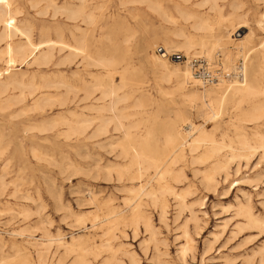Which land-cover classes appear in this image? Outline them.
Wrapping results in <instances>:
<instances>
[{
	"label": "rangeland",
	"instance_id": "obj_1",
	"mask_svg": "<svg viewBox=\"0 0 264 264\" xmlns=\"http://www.w3.org/2000/svg\"><path fill=\"white\" fill-rule=\"evenodd\" d=\"M0 19V264H264V0H0ZM201 22L224 37L211 60L180 47L211 35ZM155 55L205 86L217 81L207 61L245 59L258 93L231 91L209 119L201 93L213 86L165 75ZM177 131L188 142L166 165L175 194L138 196L156 183L137 154L166 162ZM243 138L249 163L213 173Z\"/></svg>",
	"mask_w": 264,
	"mask_h": 264
},
{
	"label": "bare ground",
	"instance_id": "obj_2",
	"mask_svg": "<svg viewBox=\"0 0 264 264\" xmlns=\"http://www.w3.org/2000/svg\"><path fill=\"white\" fill-rule=\"evenodd\" d=\"M85 1V0H82ZM204 2V1H203ZM209 2V1H208ZM156 3V1H155ZM88 7V6H87ZM84 5L82 6V9H84ZM160 8V7H159ZM182 11V10H181ZM4 14V13H3ZM2 14V15H3ZM191 14V13H190ZM193 15V14H192ZM2 18V17H1ZM88 18H92L91 15H88ZM205 19V18H204ZM207 19V18H206ZM216 19V18H215ZM214 19V20H215ZM221 19V18H220ZM1 20V19H0ZM221 22V21H220ZM8 23V22H7ZM243 21L238 23L239 26L237 27L238 30H241L242 28H247V26ZM263 23V22H262ZM235 26V25H234ZM199 28L202 29H208L210 30L211 35L207 36V35H203L201 36L199 39L195 40L193 38H187L185 40V42H183L184 44L182 46H180L181 48H183L186 51V54H189L191 52H194L195 50L199 49V51H195V55H199L198 59L200 58H206L207 60H211L213 59V54L215 55L216 51L220 50V49H225L222 45H224L225 43H223V38L224 37H218L216 35V32H214V27L213 25H211L209 22H201L199 25ZM228 28V27H227ZM15 31V29H14ZM214 32V33H213ZM237 32V31H236ZM28 33V32H27ZM232 33V32H231ZM26 34V33H25ZM29 35H31L30 33H28ZM28 35V36H29ZM249 36V34H247L245 37L243 38H237V40H239L240 42V46H236L235 49L237 50L236 53L240 54L241 56H244V52H245V39ZM189 37V36H188ZM228 37V36H227ZM230 37H232L230 35ZM30 39V38H29ZM30 42V41H29ZM31 43V42H30ZM180 43V42H179ZM34 45V44H33ZM174 45V44H173ZM181 45V44H180ZM31 46V45H30ZM176 47V45H174ZM81 47V46H80ZM173 48V47H172ZM24 49V48H23ZM165 51L166 53H164V56L167 55L171 50H169V47H165ZM35 50V48L33 49ZM182 50V49H181ZM25 56V55H24ZM46 56V55H45ZM159 55H155L153 57V62L155 67L156 66H161L162 68H164V70L166 71L165 75L169 76V75H174L176 76L183 84H187L189 82H194L197 86L201 85L203 87L206 88V86H213L210 88L209 91H207L205 89V91H202L201 95L202 98L204 99V107L206 108V115L209 116L210 118H216L217 116H219L218 114L220 113V111L223 109V106H225L227 99L229 98V94L231 93V91H234L235 94H237V98H239L240 101L245 100L247 97L258 93V88L256 87V85L254 83H252V81L250 80L248 82V79L246 77V68H245V62L244 60H240L238 61L236 64L233 65L232 68H225L224 66L221 65L220 62H218V60H213V61H207V69H209V72L213 73V75H217V81H213L210 84L211 85H203L202 82H200L198 79H196V77H194L193 73L191 72V69L189 68V66H185L184 68H180L177 65H174V68L167 65V58ZM76 57V56H75ZM237 57V56H236ZM44 59V58H43ZM191 66V65H190ZM160 70V69H159ZM220 70V73H216V71ZM164 71V72H165ZM196 76V75H195ZM201 80V79H200ZM203 81V80H202ZM205 83H209V81L205 82ZM72 86V85H71ZM223 86H225L226 88H223ZM113 89V88H112ZM215 89H217V91H215ZM221 89H223L221 91ZM220 90V91H218ZM264 90V89H263ZM261 91V90H260ZM194 94V93H193ZM107 95V94H106ZM202 100V99H201ZM108 101V100H107ZM201 110V109H200ZM258 112V111H257ZM221 114V113H220ZM116 116V115H115ZM104 117V116H102ZM189 120V119H188ZM187 120V121H188ZM247 121V120H246ZM252 122V121H251ZM189 124L192 126L193 129V133L191 134V137H194L196 135V137L193 139L192 142H202L207 138V135L205 134V130H201L200 128H197L196 125L192 124V122H189ZM109 133V132H108ZM207 133V132H206ZM190 134V132H187L186 135ZM127 136V135H126ZM209 137V135H208ZM187 138V137H186ZM262 138V137H261ZM181 139L183 141H181ZM188 141L186 139H183L179 132L177 131L176 134L174 136H170L169 140H168V144L170 145V155L169 158L167 159L166 162H164V159H161L159 156H154V155H140L139 153L137 154L138 158H142V160H144L148 165V167H152L154 168L155 172H154V176L153 179L156 183V185H151V187L149 189H146V187L142 184L139 186V189L137 190V192L140 194L138 196H143V195H147V196H151L152 199H154V201H161L162 198L159 197L158 194V190H160L161 192H171L174 193V189L171 187V185L165 180V174L167 172H169V167H166L167 163L170 162V165H172L173 163L176 162L177 158L180 156L181 152L183 151V148L185 146V144ZM188 143L190 144L189 146L192 147L191 151H194V143ZM205 142V141H204ZM114 143V142H113ZM116 143V142H115ZM114 143V144H115ZM123 143V142H122ZM213 143H215V141H213ZM260 145V144H259ZM127 146V145H126ZM214 146V145H213ZM134 147V146H133ZM264 147V144L261 146ZM241 148L244 150V152L242 153H231L230 155H227V160L225 163H220L219 166L214 169L213 173H220V172H225V177L227 178L228 176V167L229 164L231 163V161H233L235 158L237 159V157H241L244 158L247 163H249L250 158L252 157L251 154V150L254 148L252 146V143H249L248 140L244 139L241 141ZM260 148V147H258ZM257 148V149H258ZM147 149V148H146ZM218 148H214V150H216ZM221 149V148H219ZM256 150V149H254ZM154 151V150H153ZM253 151V150H252ZM130 153V152H129ZM145 153V152H144ZM254 154V153H253ZM197 156V155H196ZM168 157V156H167ZM205 156H202L201 158H203ZM197 159V158H196ZM252 159V158H251ZM264 160V159H263ZM136 162V161H135ZM143 162V161H142ZM119 163V162H118ZM117 166V165H116ZM108 167V166H107ZM105 167V168H107ZM139 167V165H138ZM103 168V167H102ZM117 168V167H116ZM104 170V169H103ZM109 171V170H108ZM133 172V171H132ZM144 173V172H142ZM98 174V173H97ZM125 174V173H124ZM131 174V173H130ZM139 174V173H138ZM207 174V173H206ZM205 174V175H206ZM140 175V174H139ZM206 180L208 181H216V177L215 175H211V174H207L205 176ZM144 180V179H143ZM152 180V179H151ZM150 182V181H149ZM134 185V184H133ZM133 194V193H132ZM181 194V193H180ZM179 194V195H180ZM177 195V193H176ZM92 198V197H91ZM93 199V198H92ZM182 199V198H181ZM183 201V200H182ZM135 202V201H133ZM91 204V203H90ZM95 204V202H94ZM185 205V204H184ZM140 206L141 204L138 203L134 208H133V214L134 216H139L141 218L146 219L147 223L149 224V219L141 212L140 210ZM186 208V207H185ZM97 209V208H96ZM163 210V209H162ZM97 211V210H96ZM115 210H113L114 212ZM124 211V209L122 210ZM119 213V212H118ZM130 213V212H129ZM246 213V217H248L249 221L253 223L257 222L258 220L254 217V215L251 213L250 209H246L245 210ZM99 215V212H98ZM97 215V216H98ZM95 216V215H94ZM112 216V215H111ZM110 216V217H111ZM96 217V216H95ZM100 217V216H99ZM109 217V216H108ZM107 217V219H108ZM119 215L117 213L113 214L112 218H118ZM98 219V217H97ZM106 219V218H105ZM152 219V218H151ZM94 221V219H93ZM102 221V220H101ZM100 221V222H101ZM99 222V221H98ZM96 222V223H98ZM118 222V221H117ZM95 224V223H94ZM118 224V223H117ZM92 225V223H91ZM103 227V226H102ZM185 232V231H184ZM50 235V234H49ZM118 235V234H116ZM186 237V244L183 245L185 247H183V253H185L188 249V245L190 243L191 238L189 237L187 231L184 235ZM54 238V237H53ZM52 238V239H53ZM113 238V237H112ZM48 239V237H47ZM50 239V238H49ZM55 241H57V243L59 245H66L65 242H63V238L62 237H56L54 239ZM50 241V240H48ZM53 241V240H52ZM33 243V242H32ZM42 243V242H41ZM46 243V242H43ZM83 243V242H82ZM188 244V245H187ZM80 246V245H79ZM48 247V246H47ZM112 248V247H111ZM120 249V248H119ZM85 250V249H84ZM181 251V250H180ZM38 252V251H37ZM43 253V252H42ZM182 254V253H181ZM37 255V253H36ZM183 255V254H182ZM185 256V255H184ZM185 263V262H184Z\"/></svg>",
	"mask_w": 264,
	"mask_h": 264
},
{
	"label": "built area",
	"instance_id": "obj_3",
	"mask_svg": "<svg viewBox=\"0 0 264 264\" xmlns=\"http://www.w3.org/2000/svg\"><path fill=\"white\" fill-rule=\"evenodd\" d=\"M207 73H208L210 76H212V77L216 76V75H213V73L209 72V69L207 70Z\"/></svg>",
	"mask_w": 264,
	"mask_h": 264
}]
</instances>
